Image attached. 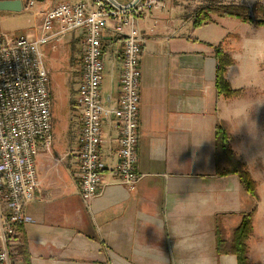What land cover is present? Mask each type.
<instances>
[{
	"label": "crops",
	"instance_id": "1",
	"mask_svg": "<svg viewBox=\"0 0 264 264\" xmlns=\"http://www.w3.org/2000/svg\"><path fill=\"white\" fill-rule=\"evenodd\" d=\"M61 1L66 0L27 1L20 12L0 10V21L23 20L17 27L21 35L37 39L52 34L40 44L49 78L51 142L36 156L39 184L24 207L32 220L18 226L6 264H238L235 254L219 253L218 237L230 246L234 229L257 200L236 174L217 173L218 124L227 126L232 149L241 153L228 119L221 115L232 97L218 92L216 49L220 46L233 59L225 77L239 90L233 36L244 22L212 13L195 26L201 8L213 0H161L137 19L146 37L136 165L140 180L131 190L114 174L121 130L115 116L103 118L106 169L100 194L87 205L77 176L82 121L75 105L85 30L56 34V22L47 31L41 13ZM116 1L126 6L134 0ZM123 49L122 36L108 24L102 35L104 73L107 70L110 80L104 92L103 76L105 105L119 101ZM0 207L7 211L1 193ZM258 213L248 256L251 263L264 264V226L258 225Z\"/></svg>",
	"mask_w": 264,
	"mask_h": 264
},
{
	"label": "built area",
	"instance_id": "2",
	"mask_svg": "<svg viewBox=\"0 0 264 264\" xmlns=\"http://www.w3.org/2000/svg\"><path fill=\"white\" fill-rule=\"evenodd\" d=\"M161 4V0H137L126 6L110 0H66L41 11L47 31L56 22L60 24L56 34L85 30L83 73L75 105L82 121L77 176L87 205L100 194L106 169L101 153L103 118L115 116L121 130L120 158L114 174L131 190L140 180L136 165L146 37L137 19ZM108 24L122 36L124 46L121 93L116 106L105 105L101 88L105 68L102 35ZM51 36L30 39L0 28V193L7 207L6 212L0 207V264L9 261V244L17 240L18 226L32 220L24 207L35 197L39 184L36 156L51 142L49 78L40 50V44Z\"/></svg>",
	"mask_w": 264,
	"mask_h": 264
},
{
	"label": "rangeland",
	"instance_id": "3",
	"mask_svg": "<svg viewBox=\"0 0 264 264\" xmlns=\"http://www.w3.org/2000/svg\"><path fill=\"white\" fill-rule=\"evenodd\" d=\"M248 1L251 5L247 4ZM212 2L223 3L219 0ZM227 2L248 6L254 3L264 5V0ZM22 23L23 20L18 17H11L2 19L0 27L19 34L17 27ZM233 39V49L237 54L234 65V71L237 73L235 82L240 92L226 100L221 115L228 119L233 131L234 145L241 153L240 157L248 164L250 173L257 183L260 196L259 200L256 199L258 225L264 226V26L244 22ZM104 76L103 91L106 92L110 82L107 70Z\"/></svg>",
	"mask_w": 264,
	"mask_h": 264
},
{
	"label": "trees",
	"instance_id": "4",
	"mask_svg": "<svg viewBox=\"0 0 264 264\" xmlns=\"http://www.w3.org/2000/svg\"><path fill=\"white\" fill-rule=\"evenodd\" d=\"M219 16H228L238 18L241 21L253 23L258 26H264V5L254 3L252 6L242 4H220L212 2L209 6L201 8L196 16L194 25L198 26L210 19V14ZM218 59L216 70V86L220 94L226 97H234L240 90L234 89L231 83L226 79L227 67L233 63L230 55L223 52L220 46L216 49ZM229 131L224 123L218 124L216 129V148H217V173L228 175L236 174L243 187L251 193L257 200L260 199L257 183L252 177L250 171L242 158L232 149L229 142ZM223 161V164H222ZM258 206L245 213L239 225L234 229L231 245L227 247L225 240L219 235L217 248L219 253L231 252L237 256L238 264H253L248 256V239L253 229V219ZM227 247L228 249H226ZM24 254H27V248H21Z\"/></svg>",
	"mask_w": 264,
	"mask_h": 264
},
{
	"label": "water",
	"instance_id": "5",
	"mask_svg": "<svg viewBox=\"0 0 264 264\" xmlns=\"http://www.w3.org/2000/svg\"><path fill=\"white\" fill-rule=\"evenodd\" d=\"M27 1H30V0H0V10L20 12L24 10L25 4ZM38 1H42V0H38ZM110 1H112L118 6H124V5L119 4L116 0H110ZM135 1L137 0H134L133 2Z\"/></svg>",
	"mask_w": 264,
	"mask_h": 264
}]
</instances>
